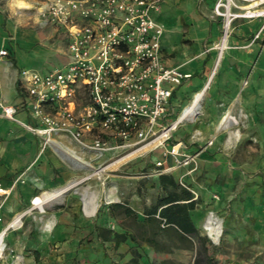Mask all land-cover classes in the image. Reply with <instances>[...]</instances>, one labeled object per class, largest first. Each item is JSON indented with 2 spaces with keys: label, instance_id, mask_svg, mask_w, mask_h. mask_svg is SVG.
<instances>
[{
  "label": "rangeland",
  "instance_id": "1",
  "mask_svg": "<svg viewBox=\"0 0 264 264\" xmlns=\"http://www.w3.org/2000/svg\"><path fill=\"white\" fill-rule=\"evenodd\" d=\"M22 1L27 9L19 7L17 0H0V9L12 12L16 18L23 15L24 22L19 26L25 29L27 34L41 35L40 44L43 43L47 49L62 56L67 46L65 34L55 31L53 26H44L37 22L36 3L42 0ZM218 2L219 0L214 6L207 7L209 13L201 14L204 21L221 22L217 42L210 40V36L206 37L198 43L202 50H198L197 54L191 51L186 55V62L177 66L184 69L186 65L197 62V73L194 77L204 81L214 70L217 47L224 38V18L217 16L215 12ZM235 2L239 7L225 1V5L231 7L232 13L244 14L245 8L250 4L249 0ZM29 4L32 7H29ZM162 5L163 3L156 12L158 16L162 13ZM254 20L256 19L238 18L231 23L228 49L225 50L213 76L214 80L222 73L235 74L239 64L243 65L244 61V64H249L242 84L243 88H250L251 92L246 111L236 107L229 113V121L234 123L232 131L240 134L237 141L215 145V138L209 131H204L203 123L209 120V115L203 109L195 118H187L171 129L182 110L192 103L194 95L191 94L179 101L177 110L168 120L165 117L156 126L153 136L144 140H133L130 146L111 150L100 160L94 159L93 153L84 152L77 145L91 167L78 170L70 181L80 182L79 185L64 193L62 197L44 204V212H41L38 206L33 208L35 205H32V200L53 193L55 189L46 192L37 187L30 199H26V196L24 199L19 192L0 197V209L11 201L20 205L19 214L28 211L16 228L8 230L0 264H5L6 260L15 256L14 252L27 251L26 247H23L25 241L27 245L31 242L38 244L36 240H39L38 236L42 234L43 225L39 220L50 217L58 206L70 210L80 205V192L89 195L85 189L99 197L98 208L91 217L94 222L98 221L105 231L136 233L133 220L123 219L121 216L110 218L108 207L114 203H126L136 212L138 221L143 220L144 209L164 195L159 185L160 175L172 176L180 188L191 192L197 202L195 211L202 217L203 225L210 214L222 222L223 234L218 243H214L206 235L203 226L198 228L200 235L206 239L208 254L213 259L212 264H264V33L260 39L254 40ZM158 21L166 33L165 23ZM188 31L189 26L183 24L178 42L188 49H195L196 43L189 37ZM241 32L244 35H241ZM233 37L244 39L243 44L232 47ZM207 55L210 57L204 61ZM59 65L56 67L60 68L64 64ZM251 76L252 83L249 81ZM81 99L86 101L84 97ZM43 150L44 148L40 153H43ZM52 172L56 173L54 169ZM30 179L35 184L39 183L36 182L35 176ZM12 221L13 217L9 220L2 218L0 229H4ZM92 235V238L83 237L78 243L76 258L72 259L71 264H131V250L134 246L126 253H121L113 242L95 241L96 235L93 231ZM108 236L110 237V233L104 234V238ZM51 244L49 243L50 246ZM168 244L170 251L163 254H157L143 245L139 249L143 255L141 264H151L164 259L179 264H196L199 260V243L180 244L175 240H168Z\"/></svg>",
  "mask_w": 264,
  "mask_h": 264
},
{
  "label": "built area",
  "instance_id": "2",
  "mask_svg": "<svg viewBox=\"0 0 264 264\" xmlns=\"http://www.w3.org/2000/svg\"><path fill=\"white\" fill-rule=\"evenodd\" d=\"M219 0L217 16L224 18V38L238 18L264 20V0L252 17L232 13ZM163 0H42L36 3L37 22L66 36L67 60L47 73L23 70L20 86L26 93L23 108L38 125L16 118L17 109L2 107V116L40 137L43 148L54 135H64L96 160L107 152L130 146L155 134L166 117L176 87L191 77L169 68L162 56L163 25L155 14ZM27 9V8H25ZM225 9V11H224ZM264 23L255 34L260 39ZM223 38V39H224ZM1 58L10 57L7 49ZM82 97L86 101H82ZM21 178L5 189L9 196ZM2 218L0 217V223Z\"/></svg>",
  "mask_w": 264,
  "mask_h": 264
},
{
  "label": "crops",
  "instance_id": "3",
  "mask_svg": "<svg viewBox=\"0 0 264 264\" xmlns=\"http://www.w3.org/2000/svg\"><path fill=\"white\" fill-rule=\"evenodd\" d=\"M216 1L163 0L162 13L159 16L155 14V17L157 20L163 21L167 27L162 39V56L167 67L179 68L177 66L186 62V55H189L191 51L197 54L198 50H202V46L198 43H201L206 37L210 36V40L217 42L216 38L220 34L221 22L219 20L204 21L201 15L202 13H209L207 7L214 6ZM29 7L32 6L29 4ZM14 15L10 11L6 12V10L0 9V50L7 49L10 53L8 58L0 57V187L9 189L15 180L20 177V182L17 183L10 194L19 192L24 199L25 196L26 199H30L37 187L46 192L54 189L56 191L72 182L70 180L75 177V173L83 169L79 163L62 151V147L73 148L83 159L84 155L83 151L64 135H54L51 143L44 148L43 153H40L43 148L40 137L31 133L20 123L2 116V107L12 106L17 109L16 118L20 122L37 126L38 123L23 108L26 93L21 86L20 89L18 87V82L21 81L20 74L23 70L47 73L58 68L57 65L64 64L67 60V48L64 49L62 56L55 54L54 51L47 49L43 43L40 44L41 35L39 36L38 33L35 35L27 34L26 30L19 26L24 22L23 15L20 14L19 18ZM263 21L262 19L254 20L252 28L255 32L253 31V33L260 29ZM183 24L189 26L188 35L191 39H194L195 49H188L178 42ZM55 31L60 30L55 29ZM241 35H244L243 32H241ZM243 41L244 39L238 37L234 39L233 37L231 45L232 47L240 45L243 44ZM209 57L207 55L204 61ZM244 63L237 66L238 70H235V74L222 73L212 80L213 82L209 87L211 90L209 92L208 89L204 101L201 102V106L203 105L201 109L209 115V120L203 123L205 126L204 131L205 133L209 131L212 137L215 138V145H223L225 142L230 144L240 137L238 133V138H230V133L234 132L232 131L233 122L229 121L227 127L225 126L226 128L221 130L219 124L236 107L246 111L251 92L250 88H243L242 86L245 78L244 73L249 65ZM197 67L198 64L194 61L186 65L184 69L179 68L183 73L191 75V78L184 80L174 90L166 114L167 120L177 110L181 99L186 95H194L207 82L208 79L204 81V79L194 77L197 73ZM249 81L252 83V76ZM229 118L231 120L230 116ZM53 169L56 173L52 172ZM31 176H35L37 178L36 182L39 183H33L30 179ZM85 190L89 195L95 196V201L87 204L88 209H92L94 203L97 204L99 197L95 193L89 192L88 189ZM91 195L87 199L88 201H90ZM81 199L82 203L78 204L80 207L77 205L70 210L57 209L50 217L40 219L39 221L43 225L41 226L42 234L38 236L39 240H36L39 243L31 242L30 245H27L25 241L23 247H26L27 251L14 252L15 256L4 263L71 264L72 259L76 258L78 243L83 237L89 236L92 238L93 227L99 225V222H94L91 219L92 215L86 212L85 201L83 198ZM32 205H35L33 208L37 206L33 204V200ZM19 210L20 205L17 202L8 201L0 209V217L3 220H9L10 217H13L14 220L20 215ZM191 216L197 229L203 226V219L196 211H193ZM50 219L54 220V225L52 222L46 223ZM77 227L83 229L79 230ZM98 240L95 238V241ZM49 243H52L51 246ZM129 247L127 244H122L119 247V252L126 253Z\"/></svg>",
  "mask_w": 264,
  "mask_h": 264
},
{
  "label": "trees",
  "instance_id": "4",
  "mask_svg": "<svg viewBox=\"0 0 264 264\" xmlns=\"http://www.w3.org/2000/svg\"><path fill=\"white\" fill-rule=\"evenodd\" d=\"M20 89V82H18ZM159 185L164 195L158 197L155 202L146 207L143 211V220L138 221L136 212L126 203H114L108 207V215L112 219L121 216L123 219L134 221L135 231L133 232H112L105 231L103 226L96 225L93 227V233L101 241H111L115 248L119 249L122 244H127L133 257L131 264H141L143 255L139 251L143 245L153 250L155 253H168L170 246L168 240H175L180 244L199 243L197 249L199 260L196 264H212L213 259L208 254L206 239L203 238L194 221L192 212L195 211L197 202L194 200L191 192L180 188L172 176L160 175ZM56 209H62L58 206ZM110 233V237L104 238V234ZM104 238V239H103ZM151 264H179L168 259Z\"/></svg>",
  "mask_w": 264,
  "mask_h": 264
},
{
  "label": "bare ground",
  "instance_id": "5",
  "mask_svg": "<svg viewBox=\"0 0 264 264\" xmlns=\"http://www.w3.org/2000/svg\"><path fill=\"white\" fill-rule=\"evenodd\" d=\"M260 1L261 0H249L250 4L246 7V9H250L251 10L249 13L252 14V17H256L260 13V11L256 9L261 4ZM17 4L21 8L26 6L25 3L22 0H17ZM217 48H218V55H217V61L215 63L214 70L212 71L211 75L209 76V78H208L207 82L204 84V86L199 91H197L194 94L192 103L182 110V112L180 114V117L171 126V129L176 128L185 119H187V118H191V119L195 118L196 116H198L201 113V108H202L201 102L204 101V98H205V96L207 94V91H208V89H209V87L211 85V82L213 80V76H214V74H215V72L217 70V67L219 66L220 60H221L222 56H224L223 54H224L225 50L228 49L227 38H224L222 40V43L220 45H218ZM229 120H230L229 115H226L221 120V122L219 124V129L221 130L222 128H226L228 123H229ZM229 128H230V126H229ZM232 137L238 138L239 137L238 132L237 131L236 132L235 131L231 132L230 133V138H232ZM61 149L69 157H71L73 160H75L77 163H79L80 166H82L83 168H90L91 167V165L87 162V160L85 161L83 158H81L76 153V151L73 148L62 147ZM79 183L80 182H72L69 185H67L66 187H64L62 189H59V190H57V191H55L53 193L44 194L42 197H36V198L33 199V204H36L37 206H39L40 211L44 212V204H46V203H48V202H50V201H52L54 199H58V198L62 197V195L64 193H66L67 191H69L72 188H75L77 185H79ZM80 195H82V198L85 201L84 203L86 204L85 205L86 206V208H85L86 212L88 214H90V215H93L96 212V210L98 208V205L96 203H94V205L92 206V209H88V205L87 204L93 203V201H95V196L91 195L92 197H90V199H89L90 201H88L87 199L89 198L90 195L89 196L85 195V194H83V192H80ZM26 213L27 212L21 213L12 222H10L4 229H2L0 231V259L3 257L4 241H5V238H6L8 230L10 231V229L16 228L18 226V223L20 222V220H22L23 216H25ZM50 222H52L53 225H54V220L50 219L47 223L49 224ZM221 223L222 222H220L213 214H210L208 216L207 220L205 221L204 225H203V229H204L206 235L214 243H218L220 238H221V236H222V234H223V227H222Z\"/></svg>",
  "mask_w": 264,
  "mask_h": 264
}]
</instances>
